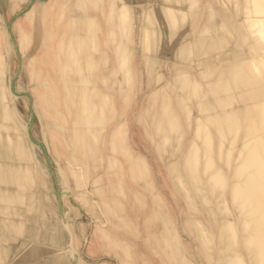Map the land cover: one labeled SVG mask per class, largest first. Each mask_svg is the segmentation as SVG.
Returning a JSON list of instances; mask_svg holds the SVG:
<instances>
[{"label":"bare ground","instance_id":"1","mask_svg":"<svg viewBox=\"0 0 264 264\" xmlns=\"http://www.w3.org/2000/svg\"><path fill=\"white\" fill-rule=\"evenodd\" d=\"M83 1L74 0L72 6L69 5L71 9L66 11L67 22H84L87 25L86 35L90 33L89 37H92L97 31L98 21L89 6H84L89 9L86 10L87 15L79 10V4L83 2L84 5L87 0ZM91 1H94L93 6L96 4L98 7L104 0ZM193 1L176 0L170 4L171 0H164L151 5L157 29L163 33L161 37L166 34L161 52L170 53V56L165 61L153 60L159 70L154 67L158 72L154 76L163 82L147 90L151 98L150 106L158 107L156 114L150 116L152 120L149 124L153 126L150 133L160 136L156 141H166L182 152L181 157L171 155L169 164L172 170L169 173L173 175L169 179L172 183L182 184L175 189L185 203L183 213L192 233L199 227L211 230L210 235L206 234L214 239L212 252H207L214 257L210 258L213 261L211 264H264V0H202L198 8L197 1ZM52 5H56L55 0H52ZM73 5L77 6L78 12ZM117 6V0H105V19L107 23L111 22L107 26L109 39L106 37V42L112 44L114 39L115 44L102 56V60L106 65L112 55L116 56L115 68L110 63L107 75L111 74L116 80L113 83L121 84L129 79L131 84L130 80L135 77L133 70L129 77L128 74L118 75L121 59L129 61L131 54L127 50L128 45L118 37L119 21L115 22L117 18H112L120 12ZM34 8L35 4L24 16L36 31L33 15L37 10ZM157 9L162 12L159 21ZM66 13L56 19L54 25L44 28L41 37L44 46L40 60L42 69L38 71V81L48 106L62 108L61 114L56 116L58 121L54 128H69L67 130L71 131V135L68 143L85 145L87 155L95 162L100 150L98 138L101 136L99 140L105 141V115L100 113L103 108L92 102L97 87L92 72L98 68L95 63L99 49L94 46L92 38L82 36L80 29L62 30ZM19 25L22 26V23ZM174 27H179V30L172 38ZM0 37L5 41L4 54H9L13 49L9 34L0 32ZM25 40L31 41V34L25 33L21 42ZM0 51L2 55L3 49ZM191 51L196 54L194 58L188 56ZM2 59L0 56L1 63L4 62ZM6 62L3 64L9 66L7 59ZM177 62L178 67H173ZM162 64L169 74L161 72ZM52 65L53 68H50ZM107 79L104 76L103 82ZM120 91L121 88L118 89ZM103 95L105 97V92ZM16 96L9 78L0 83V116L5 120H0V127L6 128V133L10 128L26 131ZM192 96L198 98L197 102L191 99ZM53 98L56 102L49 103L48 100ZM5 106L10 108L12 115L3 111ZM144 111L148 113L147 108ZM9 136L6 139L11 141ZM2 143L0 140V146ZM4 152L0 151L3 157H8V152ZM130 158L140 160L132 151ZM73 160L78 161L76 156ZM133 166L130 167L132 171ZM178 167H182V174L187 176L186 183L182 182ZM11 168L10 164L0 165V180L10 178ZM99 188L105 193L104 183ZM160 204L156 203L154 209ZM155 215L150 217L154 221ZM27 219L31 223L36 222L34 216ZM127 226L131 225L127 223ZM38 236V229L32 224L25 237L20 239L0 227V264H11L15 262L14 258H17V264H41L40 245L36 243ZM13 239L19 240L17 246L13 245ZM8 253L14 257L12 260L6 255ZM63 260L61 254L49 258L53 264Z\"/></svg>","mask_w":264,"mask_h":264},{"label":"rangeland","instance_id":"2","mask_svg":"<svg viewBox=\"0 0 264 264\" xmlns=\"http://www.w3.org/2000/svg\"><path fill=\"white\" fill-rule=\"evenodd\" d=\"M44 1H49L47 6L43 5ZM55 1L56 5H52V0H0V32L9 34L13 47L12 52L4 54L5 41L0 37V50L3 49L0 56L4 58L1 61L6 62L7 59L9 63L8 66L0 62V83L9 78L12 92L17 95V107L26 124V131L20 132L10 128L6 133V128L0 127V140L3 142L0 151L9 154L3 157L0 153V165L6 163L12 167L9 171L12 174L7 180L10 182L0 180V227L9 234L12 232L17 239L25 237L31 224L36 227L41 264H53L49 258L58 254L64 260L56 264H211L213 261L210 258L214 257L207 252H212L214 239L206 235L211 230L199 227L192 233L183 213L185 203L175 189L182 184L172 183L169 179L173 175L169 173L172 170L169 164L171 155L181 157L182 152L166 141H156L160 136L150 133L153 129L149 124L152 120L150 116L156 114L158 107L150 106L151 98L147 90L163 82L154 76L157 67L153 60L165 61L170 56V53L161 52L166 34L161 37L163 33L157 29L151 5L164 0H117L120 12L112 18H117L115 22L119 21L118 37L128 45L127 50L131 54L129 61L121 59L118 75L128 74L129 77L133 70L135 77L130 80L131 84L129 79L121 84L113 83L116 80L111 74L107 75L110 63L115 68L116 56L112 55L106 65L102 60V56L115 44L114 39L112 44L106 42L107 26L111 22L107 23L105 19V0L99 8L94 4L98 9L91 0L86 1L88 5L86 2L82 5V0V6H78L86 15L89 9L84 6H89L90 12L97 17L98 27L92 37H89L90 33L86 35L87 25L84 22H67L66 11L69 12V5L72 6L74 0ZM175 1L171 0L170 4ZM189 1L192 3L193 0ZM194 2L198 8L202 0ZM31 4H35L34 9L37 10L33 15L36 31L24 16ZM73 9L78 12L76 5ZM63 13L66 14L62 30L80 29L82 36L92 38L94 46L99 49L95 63L98 68L92 72L97 85L92 102L103 108L100 113L105 115V141L99 140L101 136L98 138L100 150L95 162L87 155L85 145L68 143L71 135V131L67 130L69 128H54L58 121L56 116L61 114L62 108L48 106L38 81V71L42 69L40 60L44 46L41 37L44 28L54 25ZM161 13L157 9L158 21ZM24 20L26 23H23ZM174 28L172 38L179 30V27ZM25 33L31 34V41L21 42ZM191 53L187 55L194 58L195 52ZM147 59L151 61L147 62ZM178 65L179 62L174 63L173 67ZM161 68L164 74L170 73L164 64ZM104 76L105 80L108 78L105 83ZM192 98L197 102L198 98ZM48 102L54 104L56 98ZM146 108L148 113L144 111ZM3 111L11 114L6 106ZM194 112L198 111L195 109ZM8 136L11 141L6 139ZM16 141L19 143L16 144ZM131 151L140 157L139 161L130 158ZM74 156L78 161L73 160ZM132 165H135L133 171L130 168ZM182 167L177 170L182 182L186 183L187 176L182 174ZM103 183L105 193L99 188ZM155 202L162 203L156 206V211ZM152 214H156L155 221L150 218ZM29 216H34L36 222L31 223L27 219ZM127 223L131 226L126 227ZM17 239H13L15 246L19 244ZM6 255L9 260L14 258L9 253ZM16 259L11 264H17Z\"/></svg>","mask_w":264,"mask_h":264}]
</instances>
